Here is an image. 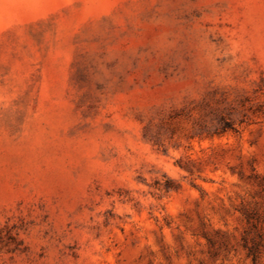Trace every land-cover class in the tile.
Masks as SVG:
<instances>
[{"label": "rangeland", "instance_id": "374dc122", "mask_svg": "<svg viewBox=\"0 0 264 264\" xmlns=\"http://www.w3.org/2000/svg\"><path fill=\"white\" fill-rule=\"evenodd\" d=\"M0 264H264V0H0Z\"/></svg>", "mask_w": 264, "mask_h": 264}]
</instances>
